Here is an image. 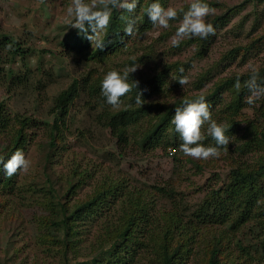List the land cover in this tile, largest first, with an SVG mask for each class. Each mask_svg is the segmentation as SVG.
Listing matches in <instances>:
<instances>
[{"label":"rangeland","instance_id":"1","mask_svg":"<svg viewBox=\"0 0 264 264\" xmlns=\"http://www.w3.org/2000/svg\"><path fill=\"white\" fill-rule=\"evenodd\" d=\"M208 1L221 5L216 8V15L236 5L242 6L228 24L217 31L208 55L204 59H195L187 72L189 86L171 93L167 97L171 101L182 91L192 92L190 85L195 77L218 64L228 51L237 45H246L253 36L264 33V0ZM166 3L165 8L175 7L182 18L191 0H167ZM70 4L71 0H0V35L13 36L27 46L30 69L37 72L36 68L42 66L52 75L49 80H43L44 89L38 91L34 76L26 85H0V107L12 118L14 129L18 128L16 118L32 122L26 130L29 139L24 152L31 167L27 172L18 171L12 177L15 181L7 186L1 183L5 175L0 171V264H89L97 260L113 243L105 240L102 219L90 216L78 222L77 231L69 239H63L64 232L58 226L55 228L52 222L56 221L54 218L59 221L63 217L61 211L56 210L58 201L73 206L111 184L124 187V193L130 190L142 193L141 202L134 203V215L144 217L134 222L135 228L141 229L138 230L141 245L137 248L127 243V249L133 246L136 249L133 264H155L158 244L164 240L165 229L175 224L174 216L180 214L183 223H189L208 190L219 187L221 184L216 185L217 181L228 178L237 155L231 149L219 158L195 159L202 164V169L198 170L179 149L141 148L138 138L131 135L134 128L129 131L127 145L119 143L107 128L108 124L102 122L105 126L101 125L92 117L91 110H81L87 103L86 93L82 92L80 99L75 100L69 91L75 79L80 78L82 85L87 78L93 82L103 80L107 72L122 70L134 63L141 64L142 68L130 78L137 81L151 78L157 68L176 61H189L195 47L172 45L171 37L179 27V20H174L170 21L168 29L153 26L135 40L131 39L128 48L120 53L95 60L89 58V51L76 55L62 45L74 30L70 27L72 18L66 16ZM146 54L149 59L141 62V57ZM263 61L264 49L255 50L245 58L239 55L218 69L212 68L213 81L221 76L248 73L253 66L259 68ZM20 68L18 64L14 71L23 76ZM211 86L212 83L208 84L204 90ZM166 95L164 93L163 97ZM92 98L94 105L99 103L96 96ZM262 100L250 107H259ZM62 103L69 108L61 118L64 119L61 126L64 138L57 148H52L50 134L60 115L57 104ZM254 112L253 108L247 109L246 117L255 119ZM10 138L0 133V151L5 144L10 145ZM258 157L251 154L242 160L255 164ZM242 160L240 157L238 162ZM72 187L75 193H68ZM116 206L119 207V203ZM118 212L110 213L108 221L113 224L108 228L110 233H118L128 224L127 215V218L119 217ZM200 227H206L213 234H209L203 246L195 248L180 264H208L214 237L221 236L224 242L218 257L220 264H258L263 261L256 258L260 252L254 254L259 249H255L259 241L264 238L255 221L232 229L229 224L220 225L215 221ZM115 236L112 235V239ZM174 238L177 241L182 236ZM146 246L149 248L145 249ZM120 253L125 259L124 250Z\"/></svg>","mask_w":264,"mask_h":264},{"label":"trees","instance_id":"2","mask_svg":"<svg viewBox=\"0 0 264 264\" xmlns=\"http://www.w3.org/2000/svg\"><path fill=\"white\" fill-rule=\"evenodd\" d=\"M166 1L159 0L164 7L167 5ZM153 2L155 0H140V5L136 12L132 14L137 17L138 27L140 29L139 35L153 28L146 14L147 7ZM205 2L214 8L221 6L215 1L205 0ZM241 6V4L236 5L226 9L221 15L214 14L208 17L207 21L215 26L216 34L218 30L228 24L231 16L236 14ZM188 8L189 6L185 7L186 11ZM121 15L129 14L123 13V10H113L111 23L103 37L105 47L102 50L96 48L94 45L92 46L91 42L85 39L83 34H79L76 29L65 39L62 44L63 47L76 52V55L89 51V58L91 60L102 59L108 55L122 52L128 48L129 41L131 39L135 40V38L124 34L125 22L120 19ZM215 36L209 37L207 40H202L197 37L182 41L178 46L179 48L184 46L189 47L191 45L195 47V53L189 61H176L164 65L160 69L157 68L156 74L151 78L145 77L139 80L138 91L143 92L142 99L146 101L143 107L135 103L137 90L133 89L127 96L122 97L124 106L112 110V107L106 103V99L101 95V84L99 80H102L99 78L98 81L94 80V82L92 80L90 81V78H87L83 85L79 80L80 78H77L69 88L71 97L75 100L77 98L80 99L82 92L86 93V96H84L87 99V103L84 104L85 106L81 110L85 112L91 110L92 117L99 121L101 125L108 124L107 128L111 130L112 136L119 143L125 145H127L129 140V131L131 128H134L131 135L138 138V143L141 148H159L163 146L165 149L172 148L178 150L182 141L175 132L174 125L172 124L174 109L183 106L186 101L191 102L196 100L201 95L211 105L212 119L218 123H223L228 129L226 135L230 138V144L227 146L228 150H222L221 154L230 153L232 149L233 154L237 155L235 161H232L233 167L227 176L228 178L223 181H217L216 185L219 183L221 185L219 187H211L208 190L201 205L189 223H183L179 218L181 216L180 214L174 216L175 224L172 223L165 229L164 240L158 244L154 259L156 261L155 264H180L184 259H188L187 256L190 252H193L195 248L203 246V242L208 238V235L213 234L206 227H200L203 223L215 221L216 224L220 225L229 224L232 229L255 221L260 226L259 228L264 235V99L261 101L259 107H250L244 102V98L249 94L247 89L241 88L240 90H236L234 88L237 77L243 83L244 80L249 78L250 72L221 76L213 81L215 79V73L212 71V68L214 70L218 69L224 62L235 60L239 55L245 58L255 50H263L264 33L253 36L251 42L246 45L241 44L235 46L221 58L218 64L198 74L190 85L192 86V92L182 91L172 101L167 98L172 95L171 93L182 89L177 82L182 75L179 69L183 67L185 69L183 75H187L195 59H204L208 55ZM9 43L13 45L14 50H8L6 48V45ZM73 54L71 56L77 58ZM29 56V49L19 39L6 34L0 35V85H26L31 83L30 80L34 76L33 81L37 82L36 91L41 88L43 90L45 84L42 83L43 80H49L52 75L48 71L46 72L45 67L42 66L36 68L37 72L30 69ZM149 57V54H146L141 57L140 61L143 62V60H147ZM18 64H20V70L24 72L23 76L20 73L16 74L14 71V67H17ZM258 70L260 75L258 82L264 83V61ZM131 79L129 82H131ZM210 83H212V86L204 90ZM164 93H167L166 97H163ZM94 96L99 100V103L95 104L96 106L92 103V97ZM66 103L57 104L60 115L56 117L50 134L52 148H57L64 138L61 132L64 119L61 118L68 113L69 108ZM249 108H253L255 111V119L246 117L245 111ZM10 119L12 118H9L7 113L2 111L0 107V133L11 136L10 145L8 143L5 144L0 151V161L5 163L16 150L20 149L25 152L29 139L26 130L30 126V123L32 124L26 118H16L18 120H14L17 121L18 128L14 129ZM141 119L143 120L141 121ZM206 129L207 125L204 127L206 138L202 143L205 146H214L215 141L207 135ZM251 154L259 155L255 164H250L242 160ZM240 157L242 161L238 162ZM187 158L198 170L202 169L200 162L190 157ZM58 161L56 160V162ZM0 171L6 177H4L5 179H1L3 180L1 183L7 186L8 183L15 181L12 178L13 176H6L3 163H0ZM124 189L120 185L111 184L96 190L92 196L75 203L73 206H69L68 203L66 204L60 201L57 202L58 206L56 210L61 211L63 217L59 221L57 218H54L56 221L52 222V224H54L55 228L58 226L64 232L63 239L72 237L74 232L77 231L78 222L86 220L90 216L102 219V226L106 234L105 240L113 241V243L107 247V252L105 251L97 260L89 264H133L135 258L134 252H136L134 246L138 248L141 245L138 239L140 235V231L138 230L141 229H138L139 227L135 228L134 222L137 219H144L143 216L140 218L134 215V207L136 206L134 203L141 202L142 193L139 192L137 194L136 191L132 190L124 193ZM71 191L75 193V188L72 187L68 193ZM118 203L119 207L116 206ZM139 210H142V208H139ZM114 211H119L117 214L119 217L120 215L125 216V218L128 217L127 226L119 229L118 233L108 232V228L113 226L111 220L108 221V219H110V213ZM114 234L116 236L112 239V235ZM179 236H182V238L175 241L174 237ZM214 239L213 245L211 247L207 246L211 248L208 264H220L218 257L224 238L221 236L218 238L214 237ZM58 242L62 243V241ZM127 243H132L134 248L130 247L127 249ZM207 243L211 244V241H207ZM148 248L149 246L145 247V249ZM247 249L252 251L251 248ZM247 249L245 250L246 252ZM255 249L258 250L254 254L260 252V255L256 258H261L263 260L261 263L264 262V238L259 241ZM121 250H124L128 259L127 256H125V259L121 256ZM251 254L253 255V252ZM103 259L106 260V263H103Z\"/></svg>","mask_w":264,"mask_h":264},{"label":"clouds","instance_id":"3","mask_svg":"<svg viewBox=\"0 0 264 264\" xmlns=\"http://www.w3.org/2000/svg\"><path fill=\"white\" fill-rule=\"evenodd\" d=\"M139 5L140 0H71V4L66 8V16L72 18L71 28L76 29L79 34H83L92 46L102 50L105 47L103 37L111 23L114 9L123 10V13L129 14L120 16V19L125 22L124 34L131 38L139 35L137 17L132 15ZM216 12L217 9L211 7L205 0H191L188 10L183 13L182 18L179 17L175 7L165 8L159 0H155L146 9L147 17L154 27L168 29L170 21L179 20V27L171 37V43L176 47L186 38L198 37L207 40L209 37L215 36L216 28L207 21V18ZM6 48L14 50L11 43L7 44ZM140 68H142L141 64L134 63L122 70H112L105 74L101 82V95L109 106L114 109L120 108L123 103L122 97L136 89L135 103L143 107L146 101L142 99L143 92L138 91L139 81L131 79L129 82L131 74ZM184 71L183 67L179 69L182 75L177 80L182 89L190 83L189 77L183 75ZM259 80V70L253 66L250 68L247 80L242 83L237 77L234 83L236 90L247 89L249 94L244 98V102L249 106L264 99V83L258 82ZM172 124L182 141L179 150L187 157L207 161L211 158H219L222 150H228L227 146L230 144V138L226 135L228 129L223 123L212 119L211 105L203 95L194 101H186L181 107H176ZM205 125H207V135L215 141L214 146H205L202 143L206 138ZM0 163H3L4 172L8 177L17 174L18 171L27 172L31 167V161L26 159L25 153L20 149L16 150L6 163L2 161Z\"/></svg>","mask_w":264,"mask_h":264}]
</instances>
